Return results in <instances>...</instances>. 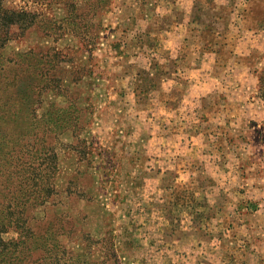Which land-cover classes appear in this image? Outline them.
Returning <instances> with one entry per match:
<instances>
[{
    "label": "rangeland",
    "instance_id": "1",
    "mask_svg": "<svg viewBox=\"0 0 264 264\" xmlns=\"http://www.w3.org/2000/svg\"><path fill=\"white\" fill-rule=\"evenodd\" d=\"M122 1L2 0L30 12L32 24L24 32L13 27L0 48V210L8 199L25 202L17 211L36 221L41 233L71 218L75 232L67 246L83 253L78 264H153L157 245L153 215L159 203L147 193L156 191L151 179L159 172L143 166L151 160L144 148L154 143L151 131L168 129V119L155 128L163 119L155 91L135 86L140 75L133 71V46L140 44L144 54L149 44L136 41ZM233 1L235 19L247 18V0ZM260 57L254 89L245 93L257 100L246 111L258 117L251 137L215 139L226 150L237 147L224 155L221 172L233 179V201L242 196L235 200L239 209L264 208ZM228 78L239 81L235 73Z\"/></svg>",
    "mask_w": 264,
    "mask_h": 264
},
{
    "label": "crops",
    "instance_id": "2",
    "mask_svg": "<svg viewBox=\"0 0 264 264\" xmlns=\"http://www.w3.org/2000/svg\"><path fill=\"white\" fill-rule=\"evenodd\" d=\"M122 5L136 41L149 44L144 54L133 46L135 86L155 91L163 117L155 128L168 119L166 131L150 132L156 145L144 148L151 160L143 166L159 172L151 179L156 191L147 193L159 203L153 264H264V208H238L242 196L233 201V179L221 172L224 155L237 147L215 142L251 137L258 120L246 112L257 100L245 93L254 89V64L264 54V17L252 16L264 13V0L244 2L247 18L237 20L233 0ZM233 73L239 81L228 78Z\"/></svg>",
    "mask_w": 264,
    "mask_h": 264
},
{
    "label": "trees",
    "instance_id": "3",
    "mask_svg": "<svg viewBox=\"0 0 264 264\" xmlns=\"http://www.w3.org/2000/svg\"><path fill=\"white\" fill-rule=\"evenodd\" d=\"M32 24V15L25 9H14L5 6L0 0V48L5 46L10 38L9 33L13 27L26 31ZM9 118V117H8ZM34 171V170H33ZM33 178L35 175H32ZM24 181V180H23ZM37 188V185H33ZM40 188L38 190L42 191ZM49 190V188H48ZM34 191V190H33ZM41 201V203H43ZM0 210V264H78V259L83 253H76L73 248L67 246L70 235L75 229L70 218L67 225L63 223L49 224L43 233L39 226L34 227L32 221L17 211V207L24 211L25 202L8 199V202ZM14 206V208H13ZM16 212L18 213L17 215ZM72 225V226H71ZM25 229L19 236L6 239L3 235L17 228ZM70 226V228H68ZM69 235L68 241L66 236ZM37 240V241H36ZM68 256V257H67ZM83 261L88 262L85 255ZM84 264V262H83Z\"/></svg>",
    "mask_w": 264,
    "mask_h": 264
}]
</instances>
